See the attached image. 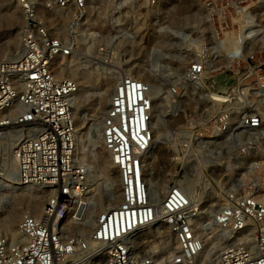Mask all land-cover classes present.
<instances>
[{"label": "rangeland", "instance_id": "rangeland-1", "mask_svg": "<svg viewBox=\"0 0 264 264\" xmlns=\"http://www.w3.org/2000/svg\"><path fill=\"white\" fill-rule=\"evenodd\" d=\"M27 5L37 10L49 29L76 46L72 57L64 61L73 66L79 83L77 124L73 114L75 141L77 129L80 140L76 157L79 164L90 167L87 192L91 190L94 200L105 199L118 189L116 174L102 162L106 150L97 140L102 118L95 117L93 105L102 92L98 86L111 80L108 73L129 70L133 75L140 72L147 81L152 122L160 131L162 145L149 164V182L175 184L176 177L169 176L168 143L175 140L181 161L179 133L189 127L193 134L203 131L202 135L211 137L208 151L202 149L203 143L193 142L186 157L194 178L191 186L200 196L194 210L201 221L208 224L211 215L244 197L264 204V0H88L87 17L79 22L51 10L49 0H0V66L12 61L6 60L9 45L20 43ZM8 16L17 17L16 23L7 24ZM195 65L201 69L198 80L190 74ZM201 88L206 92L201 93ZM210 91H223L228 102L214 108L204 96ZM256 115L262 119L261 127L244 128L245 121ZM5 149L0 147V205L6 211L19 206L24 216L26 201L37 196L43 198L44 209L48 193L42 187L12 181L3 162ZM179 162L176 175H184L187 169ZM84 214L80 210L76 218ZM206 229L202 236L213 230ZM65 232L77 233L68 227ZM1 233L8 235L2 228ZM139 236L141 253L158 259L169 256L162 251L164 242L170 241L166 231L154 227ZM214 243L207 245L206 264L215 258ZM223 244V250L230 245Z\"/></svg>", "mask_w": 264, "mask_h": 264}, {"label": "built area", "instance_id": "built-area-1", "mask_svg": "<svg viewBox=\"0 0 264 264\" xmlns=\"http://www.w3.org/2000/svg\"><path fill=\"white\" fill-rule=\"evenodd\" d=\"M49 8L76 22L89 10L88 0H49ZM24 15L23 52L0 66V131L25 132L13 150L14 183L42 187L50 195L42 217L26 214L20 219L18 238L0 236V264H194L204 250L201 238L207 226L217 227L216 238L230 244L216 264H264V204L256 198L226 205L208 224L196 215L191 197L178 183L170 186L163 204L154 198L145 173L152 152V102L148 85L129 70L119 72L101 119L103 146L118 170L120 202L110 220L101 218L86 237L66 234L68 213L73 211L74 222L81 221L76 216L83 211L89 186L88 171L76 157V84L55 72L58 60L71 58L76 46L49 29L32 5ZM190 74L198 80L201 69L195 65ZM261 125L258 115L245 121L248 130ZM179 134V164L189 173L191 144L203 143L208 151L211 137L196 138L187 130ZM57 212L58 221L51 222ZM154 227L176 242L177 250L165 259L140 252L139 235Z\"/></svg>", "mask_w": 264, "mask_h": 264}, {"label": "bare ground", "instance_id": "bare-ground-1", "mask_svg": "<svg viewBox=\"0 0 264 264\" xmlns=\"http://www.w3.org/2000/svg\"><path fill=\"white\" fill-rule=\"evenodd\" d=\"M48 16H50L51 14L48 12L47 13ZM47 18V17H46ZM7 24H15L17 21V17L14 16H8L7 19ZM48 28H50L48 26ZM208 30V27L206 28ZM242 31H243V26H242ZM241 31V32H242ZM212 37L215 38V34L212 33ZM216 40V39H215ZM20 43L18 42H12L9 47H8V57L6 60H16L20 57V55L23 52V48H22V44H21V37L19 40ZM65 58L59 59L57 62V67H56V76L62 80H73L75 82V86H76V94L73 97V114L75 117V121L77 124V112L79 110V108L75 105V98L79 93V83L76 81V79L74 78L73 74L76 72L75 70L72 69V65L69 63H65ZM131 72V71H130ZM132 73V72H131ZM140 72H136L135 75H132L141 80V81H145V79L141 78V75H138ZM108 75H111L109 82L107 83H103L101 84L99 87V90H101V94L99 95V97L97 98V100H95V104L93 105V111L95 114V117L97 118L98 116H100V119L103 117V114L105 112V110L107 109V107L110 104V99H111V93L114 87V83L118 78L119 72H111L108 73ZM108 81V80H107ZM147 82V81H145ZM149 82V81H148ZM253 82H255L256 84H260L261 82H259L257 79H254ZM259 85V86H260ZM261 87V86H260ZM264 87V86H263ZM201 91V93L206 92L205 90H203V88L199 89V91ZM205 99L208 101V103H212L213 107L216 108V106H219V104L221 103H227V96L225 95V93L223 91H219V92H208L205 95ZM221 113V112H220ZM152 116H153V110H152ZM98 143L100 142V144L103 145V141H102V125H101V120L98 123ZM244 128L246 127L243 124ZM77 127V125H76ZM261 127V126H260ZM240 128H242V126H240ZM187 132L189 134H192L191 129L188 127ZM78 129H77V133H76V149L78 151L79 145H80V140H79V135H78ZM150 131L152 132V152L148 158L147 163L145 164V173L146 176L149 177L152 175V173L149 171V164L152 163L153 159H154V152L156 153V151L160 150L161 147L160 145H162V143L159 142V138H160V131L154 127L153 122L151 121L150 123ZM217 132V131H216ZM24 131H21L20 129H16V128H7L4 129L2 131H0V147L4 146L6 147L5 149V155L6 157L4 158L5 160L3 161L8 167H9V176L11 177L12 181H15V161H14V157H13V150L15 148V146L18 144V141L20 140V138H22V136L24 135ZM203 131L198 132L193 134L194 136H196V138L202 137L199 135H202ZM218 137V136H216ZM170 143H168L169 145V150H170V154H169V162H170V174L169 176H172V178L176 177L173 182L178 183L186 192L187 194L191 197V207L194 208L195 202H197L200 199L199 193L197 192V190H194L192 188V182L194 180V178L191 177V175L189 173H185L184 175H176V163L180 161L176 151H175V140L174 141H169ZM104 147V146H103ZM106 157L103 158V161L105 164H109L111 169L113 170L114 174H116V183H117V188L115 193L110 194L108 197H106L105 199H95V197L93 195H91V190L89 189V191L87 192L85 199H84V207L83 210L85 211V214L83 216V218L81 219L80 222H74L73 220V211H71L70 213L67 214L68 220L66 219L65 222V229H71L73 231H76L77 234L81 235V236H87L96 225H98V222L101 220V218L105 219L106 221L109 219L110 220V216L112 215V209L116 208V206H118L119 202H120V191H119V175H118V170L116 169V167L114 166L111 156L110 154L106 151ZM87 169L90 173V167L87 166ZM214 167H218V165L214 164ZM210 173H212V171H208ZM90 176V174H89ZM89 183L91 184V181L89 179ZM150 183V190L151 192L154 194V198L160 202L161 204L164 203L165 200V196L169 191L170 185L167 184H161V180L152 183L151 181ZM91 186V185H90ZM198 193V194H197ZM50 195V193H49ZM219 207L221 205H218ZM216 206V207H218ZM25 214H30L36 217H39L43 214V198L41 197H37V196H31L28 198V200L26 201L25 205ZM218 207V208H219ZM21 210L22 208H20L19 206L13 208L12 210H8L6 211L3 207V205H0V228L4 229L5 231H7L8 236L13 237V238H18L17 235V221L19 220V218L21 219ZM199 213L197 212L196 215H198ZM65 218V215L63 216V219ZM61 219V221L63 220ZM51 222L58 221V212L53 216V218L50 220ZM67 223H70L67 224ZM207 230V229H206ZM208 231V230H207ZM206 231L205 235L202 236V241L204 243V250L200 255V259H199V264H206V260L208 257L207 254V245H211L212 241H215V243L212 245V256H215V258L212 260V264H216V259L219 255V253L223 250V242H221L220 240H218L216 238V233H217V227H213V230H211L212 232L208 233ZM2 234V233H1ZM0 234V235H1ZM4 235V234H2ZM1 235V236H2ZM167 240L169 242H164L165 243V249L162 250L164 253V255H172L176 250H177V246L176 242L174 240V238L169 235V237L167 238Z\"/></svg>", "mask_w": 264, "mask_h": 264}]
</instances>
